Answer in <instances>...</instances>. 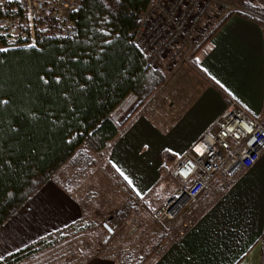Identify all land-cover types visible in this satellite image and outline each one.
<instances>
[{"label": "crops", "instance_id": "1", "mask_svg": "<svg viewBox=\"0 0 264 264\" xmlns=\"http://www.w3.org/2000/svg\"><path fill=\"white\" fill-rule=\"evenodd\" d=\"M192 61L165 71L164 82L134 110L103 156L77 164V171H87L77 186L57 178V171L2 226L0 260L74 226L70 233L96 230L94 237L99 235L106 250L71 254V262L52 255L42 264H117L116 255L123 264H264V153L220 196L204 197L194 224L178 235L162 237L135 213L117 227L109 222L128 197L141 199V211L150 215L178 193L171 168L230 99L264 125V28L259 23L231 16ZM132 220L138 224L135 233H130ZM38 254L18 264L37 260Z\"/></svg>", "mask_w": 264, "mask_h": 264}, {"label": "trees", "instance_id": "2", "mask_svg": "<svg viewBox=\"0 0 264 264\" xmlns=\"http://www.w3.org/2000/svg\"><path fill=\"white\" fill-rule=\"evenodd\" d=\"M150 3L80 0L71 14L77 36L53 39L49 27L37 22L34 47L0 51V99L8 101L0 105V229L67 162L85 163L88 153L103 156L134 110L164 82L165 74L150 69L132 43ZM233 15H222L209 37ZM5 47L0 38V49ZM73 228L0 264L21 263Z\"/></svg>", "mask_w": 264, "mask_h": 264}, {"label": "built area", "instance_id": "3", "mask_svg": "<svg viewBox=\"0 0 264 264\" xmlns=\"http://www.w3.org/2000/svg\"><path fill=\"white\" fill-rule=\"evenodd\" d=\"M79 4L80 0H0V38L6 42L0 51L34 47L37 22L49 27L53 39L77 36L71 14ZM225 8L218 0H151L132 43L144 55L148 67L157 70L172 52L185 58L201 46ZM263 153L264 125L230 99L209 130L171 168L180 189L153 212L151 223L164 235L186 231L196 221L201 200L220 196ZM140 205L133 200L122 204L111 216L110 224L119 226L133 206ZM132 223L131 233H135L138 224L134 220Z\"/></svg>", "mask_w": 264, "mask_h": 264}, {"label": "rangeland", "instance_id": "4", "mask_svg": "<svg viewBox=\"0 0 264 264\" xmlns=\"http://www.w3.org/2000/svg\"><path fill=\"white\" fill-rule=\"evenodd\" d=\"M218 1L223 3L224 6L226 7L225 13L234 12L235 15H237L238 13H243L249 17H252L253 20H255L257 23H259L264 28V3L261 0H243V1H247V3L250 4V7L253 8L254 11L248 7L242 6L240 3V0H218ZM211 12H213L212 14H214V11H211ZM221 17L222 16H220L219 19ZM4 51H7V50H4ZM196 53L197 52H195L193 54V52H191L185 58H181V57H179V55H180L179 53L172 52L171 54H169L168 57H166L161 62V66L157 70L162 71L166 75L167 73H165V71H170L171 69L166 70L165 67H167L168 65H172V64H174V67H175L177 63L191 64V62L192 63L194 62L192 60H193ZM177 54H178V56H177ZM193 66H194V64H193ZM163 69H164V71H163ZM186 89H187V93H188L190 87H186ZM181 90H184V87ZM196 90H197V86H194L193 93L196 92ZM127 109L128 108H125L126 111H127ZM126 111H124V114ZM88 155L90 157L89 161H90V159H91V161H93V160H96V158H98L97 154L88 153ZM99 162L103 164V161H99ZM72 163L73 162H67L62 167L60 172L58 170V172L56 173V175H57L56 177L59 178L60 180L61 179H68L66 182L71 181L72 185L77 186V179L79 178V180H80L81 175L86 174L87 171L84 172V170H81V169L79 171H77V164H72ZM80 168H83V166ZM94 168H97V166H95ZM132 200L135 201L136 204H138V205H140L142 203L141 199L128 197V198H126V200L122 204L126 203L127 201L132 202ZM96 204L98 206L101 205V203L98 202V199L96 200ZM135 207L136 206H133V208L136 211L134 212L133 211L134 209L132 208V210L128 216H130L132 213H135L136 215H139V216L142 215L143 217H146L148 219V221H150V218H151L153 213H151L149 215V213H147L146 211H144V210L141 211L142 205H140V208H135ZM137 209H139L140 211H137ZM141 213H143V214H141ZM128 216L125 217L123 220L125 221V219L128 218ZM123 220L120 222V224L123 222ZM152 226L155 227L154 225H152ZM155 228L158 230L157 227H155ZM160 230L162 232V237H168L170 235H174V233H171L169 235H164L163 230L162 229H160ZM96 233H97L96 230L82 231V233H73V232L70 233L69 231L64 232V234L61 237H58L57 241L60 240V242L58 244L57 243L52 244L51 248H49V250L42 249L38 254L40 256L37 258V260L34 259V261H29V262H26L25 264H32V263L42 264V263H44V261L47 257L52 256V255L54 257L56 256V258H58V259H62L63 261L69 259V261L71 262L74 258L73 259L68 258L69 255L74 254V256L77 257V255L80 253H82L83 255H85L87 253L90 254V249H93V248H99V250H101V252H104V250H106V246H105V244H103L104 246H102V245H101V247L99 246V242H101V240H100L99 235L94 237ZM161 239H163V238H161ZM96 240L98 241V244H95V242H97ZM90 243L92 244V246H89ZM154 250H155V247H154ZM119 258H120V256L116 255V259H115L116 263L117 264H123ZM137 264H139V263H137Z\"/></svg>", "mask_w": 264, "mask_h": 264}, {"label": "snow or ice", "instance_id": "5", "mask_svg": "<svg viewBox=\"0 0 264 264\" xmlns=\"http://www.w3.org/2000/svg\"><path fill=\"white\" fill-rule=\"evenodd\" d=\"M43 79V78H42ZM45 83H47V81L45 80L44 81ZM8 101L7 100H3V99H0V105H3V104H7ZM121 175H123V173H121ZM125 179H128L127 177H125ZM129 183H131V181H129Z\"/></svg>", "mask_w": 264, "mask_h": 264}]
</instances>
